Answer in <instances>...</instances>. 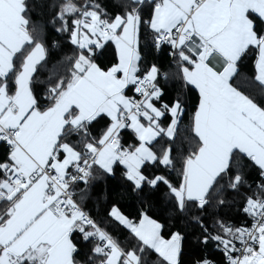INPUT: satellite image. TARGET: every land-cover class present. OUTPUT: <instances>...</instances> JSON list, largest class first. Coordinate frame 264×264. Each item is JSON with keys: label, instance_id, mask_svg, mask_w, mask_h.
Listing matches in <instances>:
<instances>
[{"label": "snow or ice", "instance_id": "6c2138e0", "mask_svg": "<svg viewBox=\"0 0 264 264\" xmlns=\"http://www.w3.org/2000/svg\"><path fill=\"white\" fill-rule=\"evenodd\" d=\"M143 5L144 0H127L124 10L112 16L98 2L62 0L55 17L58 31L67 32L79 51L69 58L66 75L55 83L50 77L49 103L41 107L31 85L47 49L36 36L28 0H0V141L10 147L0 162V204L7 205L0 211V264H81L76 233L97 241L91 251L98 264H147L145 248L158 254L160 264H180L178 232L165 239L163 226L147 215L135 223L113 207L111 216L142 244L126 251L83 210L76 199L83 192L75 187L88 184L96 167L112 173L117 162L125 165L127 179L138 190L164 183L180 211L190 202L206 207L224 190L225 177L232 190L244 183L239 172L229 176L237 152L264 177V29L252 18L255 14L264 22V0H155L148 21ZM143 24L153 31L157 48L171 47L184 80L200 94L190 127L196 146L184 157L178 185L143 172L146 162L173 165L171 145L159 155L152 145L162 135L176 140L185 111L179 99L157 107L163 89L155 64L141 74ZM101 40L117 47L118 63L107 69L94 61ZM252 48L255 96L232 82L238 61ZM129 86L139 99L125 94ZM166 114L171 121L165 128ZM102 115L110 123L99 138L92 137L89 126ZM126 128L134 130L137 144L121 143L120 131ZM73 135L80 142L72 143ZM243 211L252 218L251 227L218 222L223 234L204 239L222 245L229 264H264V183L246 197ZM86 264H94L93 259Z\"/></svg>", "mask_w": 264, "mask_h": 264}, {"label": "trees", "instance_id": "16d2710c", "mask_svg": "<svg viewBox=\"0 0 264 264\" xmlns=\"http://www.w3.org/2000/svg\"><path fill=\"white\" fill-rule=\"evenodd\" d=\"M91 2L100 3L110 15L115 16L124 10L122 5L126 4L127 0H91ZM28 3L29 16L36 28V36L47 49L46 58L38 65L31 85L41 107H45L49 103L47 90L51 86L50 77L53 78L51 83H55V78L66 75L70 68L69 58L77 55L79 50L70 42L67 32L58 31L61 24L55 17L62 0H28ZM152 10V3L144 0L142 8L144 21L150 20ZM252 18L256 21L258 29H264V22L255 15ZM153 36L154 33L150 27L143 24L139 39L141 74L155 64L159 70H162L158 82L163 89V95L158 104H171L179 99L185 111L181 117L180 135L176 140L173 142L162 135L152 145L158 155L171 145L173 165L165 166L156 162L146 163L142 167L144 174L150 179L160 175L171 184L178 185L183 179L184 157L196 146L190 127L200 95L195 87L184 80L177 60L171 58V47L164 45L157 49ZM255 58L256 50L252 48L238 61V71L232 81L234 86H239L240 90L253 96L257 95L259 88L254 81ZM94 61L105 69L116 63L117 57L112 42L106 41L102 47L95 49ZM17 64H19V58ZM9 82L12 83V80L10 79ZM125 93L135 97L133 87H129ZM169 121L170 115L166 114L162 118V126H166ZM109 123L110 121L102 115L89 126L88 131L92 137L99 138ZM70 139L75 144L80 142L81 137L73 135ZM120 139L125 147L138 143L136 136L128 128L121 129ZM9 151L8 145H0V162L7 159ZM237 172L243 175L244 183L236 190H232L227 187L228 177H225L221 181L224 190L218 196H214L211 203L204 208L198 207L195 202H190L183 211L178 210L175 199L164 183L155 187L145 184L142 189H136L133 182L127 179L125 169L119 163L113 166L112 173H106L99 167L94 168L93 179L88 184L76 185L75 191L83 192V195L78 194L76 199L95 223L126 251L141 247L142 244L130 230L111 216L113 207L118 208L121 214L133 222H137L143 214L150 216L163 226L161 234L165 239L170 238L172 233L178 232L183 238L180 264H197L202 257L211 258L214 264H225L223 246L218 245L217 241L211 238L205 241L204 237L223 234L218 222L235 227H249L250 216L243 211L246 197L256 193L259 185L264 183L258 167L239 152L235 154L229 176H234ZM220 200L224 203H219ZM6 207V204H0V211ZM73 240L77 242L76 259L81 261V264H86L89 258L93 259L94 264H98V258L94 257L91 251L97 242L95 239L84 241L82 236L76 233ZM137 254L141 253L137 252ZM142 258L147 261V264H160L158 254L154 250L145 248Z\"/></svg>", "mask_w": 264, "mask_h": 264}, {"label": "crops", "instance_id": "0c3cea01", "mask_svg": "<svg viewBox=\"0 0 264 264\" xmlns=\"http://www.w3.org/2000/svg\"><path fill=\"white\" fill-rule=\"evenodd\" d=\"M151 3H152V6H153V8H154V2H155V0H149ZM153 11V10H152ZM255 15V14H254ZM256 16V15H255ZM151 29V28H150ZM106 41H103V40H101V44L103 45L104 43H105ZM110 42H112V44L114 45V48H115V52H116V57H117V61H116V63H118V53H117V47H116V44H115V42H113V41H110ZM172 58V57H171ZM255 60H256V58H255ZM255 60H254V76H255V74H256V69H255ZM115 63V64H116ZM114 65V64H113ZM112 65V66H113ZM111 66V67H112ZM179 67H180V65H178ZM110 68V67H109ZM191 85V84H190ZM191 86H193V87H195L194 85H191ZM129 87H133V86H129ZM129 87L125 90V91H128V89H129ZM196 88V87H195ZM197 89V88H196ZM197 91H198V93H199V90L197 89ZM127 96H129V97H133V96H130V95H128L127 93H125ZM135 95V94H134ZM200 95V94H199ZM135 98L136 99H139L136 95H135ZM161 105H163V104H158L157 103V107H160ZM103 116H105L109 121H110V118L109 117H107L106 115H103ZM170 121H171V116H170ZM170 121H169V123H170ZM168 123V124H169ZM168 124L166 125V126H164L165 128L168 126ZM128 129H130L133 133H134V135L136 136V134H135V132H134V130L133 129H131V128H128ZM167 137V136H166ZM168 138V137H167ZM242 154V153H241ZM244 155V154H243ZM245 156V155H244ZM249 159V158H248ZM250 160V159H249ZM118 163V162H117ZM146 163H153V162H146ZM254 163V162H253ZM120 164V163H119ZM115 165V164H114ZM113 165V166H114ZM124 169H125V173H126V171H127V169H126V166L125 165H122V164H120ZM163 165V164H162ZM257 166V165H256ZM258 167V166H257ZM258 169H259V167H258ZM260 170V169H259ZM261 171V170H260ZM143 215H146V214H143ZM142 215V216H143ZM142 216L140 217V219L142 218ZM148 217H150V216H148ZM140 219L137 221V222H135V223H139V221H140ZM156 221V220H155ZM157 222V221H156ZM158 223V222H157ZM122 224V223H121ZM123 226H124V224H122ZM126 226V225H125ZM128 230H130L131 231V229L130 228H128V227H126ZM89 230H92V229H89ZM132 232V231H131ZM134 234V233H133ZM223 248V247H222ZM203 259H207V260H209L210 262H211V264H214V261L211 259V258H209V257H202L201 259H199V261H201V260H203ZM198 261V262H199ZM198 262H197V264H198Z\"/></svg>", "mask_w": 264, "mask_h": 264}, {"label": "built area", "instance_id": "2783aa9c", "mask_svg": "<svg viewBox=\"0 0 264 264\" xmlns=\"http://www.w3.org/2000/svg\"><path fill=\"white\" fill-rule=\"evenodd\" d=\"M154 44H155V42H154ZM164 45H167V44H162L160 47H162V46H164ZM155 47H156V45H155ZM159 47V48H160ZM157 48V47H156ZM159 48H157V49H159ZM171 54V53H170ZM171 57H173L172 55H171ZM160 74H162V70H160ZM133 91H134V87H133ZM134 94L138 97V98H140L139 97V95L138 94H136L135 93V91H134ZM159 102V101H158ZM1 144H4V145H7L5 142H3V141H0V145ZM260 177H261V175H260ZM262 178V180L264 181V177H261ZM83 208V207H82ZM83 210L87 213V211L83 208ZM88 214V213H87ZM89 215V214H88ZM90 216V215H89ZM91 217V216H90ZM92 218V217H91ZM93 219V218H92ZM94 220V219H93ZM252 223H253V220H252V218L250 217L249 218V227H251V225H252ZM240 247V244L237 242V248H239ZM223 251H224V249H223ZM240 253L239 252H237V253H234V255H239ZM224 256H225V264H229V261H228V258H227V255H226V253H225V251H224Z\"/></svg>", "mask_w": 264, "mask_h": 264}, {"label": "rangeland", "instance_id": "374dc122", "mask_svg": "<svg viewBox=\"0 0 264 264\" xmlns=\"http://www.w3.org/2000/svg\"><path fill=\"white\" fill-rule=\"evenodd\" d=\"M123 215V214H122ZM148 216V215H147ZM149 218H151V217H149ZM152 219V218H151ZM154 220V219H153ZM125 226V225H124ZM125 227H127V226H125Z\"/></svg>", "mask_w": 264, "mask_h": 264}]
</instances>
